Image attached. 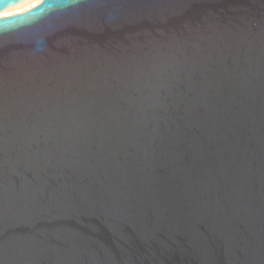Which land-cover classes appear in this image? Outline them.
Returning a JSON list of instances; mask_svg holds the SVG:
<instances>
[{
    "label": "water",
    "instance_id": "95a60500",
    "mask_svg": "<svg viewBox=\"0 0 264 264\" xmlns=\"http://www.w3.org/2000/svg\"><path fill=\"white\" fill-rule=\"evenodd\" d=\"M0 264H264V0L0 18Z\"/></svg>",
    "mask_w": 264,
    "mask_h": 264
},
{
    "label": "bare ground",
    "instance_id": "6f19581e",
    "mask_svg": "<svg viewBox=\"0 0 264 264\" xmlns=\"http://www.w3.org/2000/svg\"><path fill=\"white\" fill-rule=\"evenodd\" d=\"M40 1L41 0H23L21 3L11 5L6 9L0 11V18L25 13L36 7L40 3Z\"/></svg>",
    "mask_w": 264,
    "mask_h": 264
}]
</instances>
